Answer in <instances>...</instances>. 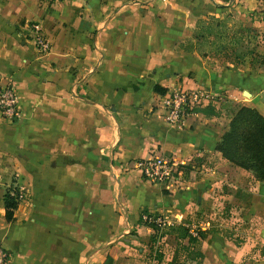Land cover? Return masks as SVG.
Masks as SVG:
<instances>
[{
    "label": "crops",
    "instance_id": "crops-1",
    "mask_svg": "<svg viewBox=\"0 0 264 264\" xmlns=\"http://www.w3.org/2000/svg\"><path fill=\"white\" fill-rule=\"evenodd\" d=\"M197 18L218 38L237 25L226 40L238 57L182 48ZM33 21L49 43L44 53L30 38ZM263 43L264 0H0V76L13 82L20 109L14 120L0 118V161L25 196L7 221L4 172L8 264H82L86 256L103 264L106 254L111 264H264V181L214 149L238 106L264 114V63L248 57ZM199 85L217 94L214 113L167 122L159 94ZM159 153L213 168L158 184L135 163ZM213 197L221 215L202 222ZM139 212L167 222L154 230ZM176 226L205 233L178 246Z\"/></svg>",
    "mask_w": 264,
    "mask_h": 264
},
{
    "label": "built area",
    "instance_id": "built-area-1",
    "mask_svg": "<svg viewBox=\"0 0 264 264\" xmlns=\"http://www.w3.org/2000/svg\"><path fill=\"white\" fill-rule=\"evenodd\" d=\"M30 38L37 51L44 53L49 49V43L42 34L38 22L28 24ZM217 94L212 89L199 85L194 88L173 87L158 96V106L162 110L164 119L169 123L182 124L187 115L194 112V107L203 104H212ZM20 112L17 93L10 78L0 76V118L14 120ZM140 173L152 182L169 185L178 182L183 174V163H179L159 153L147 158L138 159L135 163ZM16 186V185H15ZM17 187L16 198L18 202L25 196L21 187ZM141 218L161 228L166 224V219L161 214L143 212ZM193 233V232H191ZM9 251L0 243V264H8Z\"/></svg>",
    "mask_w": 264,
    "mask_h": 264
},
{
    "label": "trees",
    "instance_id": "trees-1",
    "mask_svg": "<svg viewBox=\"0 0 264 264\" xmlns=\"http://www.w3.org/2000/svg\"><path fill=\"white\" fill-rule=\"evenodd\" d=\"M198 21L202 22V19ZM204 28L207 32L215 33L213 29L207 26ZM180 46L184 49H197L191 43L188 46L180 43ZM198 53L202 56V52ZM256 57V62L264 63V43L262 51L256 54ZM193 110L194 112H201L205 115L214 113L213 105L210 103L196 106ZM214 149L219 151L221 156L227 161L243 169L250 170L256 180L264 181V114L259 113L251 106H238L230 116L227 128L222 132L219 140L216 141ZM16 192L17 187L9 184L2 193L4 218L7 221L12 220L13 210L18 203ZM137 221L144 222L154 230H158L153 223L144 221L141 218L140 212ZM171 229L174 232V236L180 239L177 243L178 246H183V239L188 243L196 242L197 238L202 237L205 233L203 230H200V232L197 230L195 235H191L184 226L171 227ZM102 263L111 264V257L106 254Z\"/></svg>",
    "mask_w": 264,
    "mask_h": 264
},
{
    "label": "rangeland",
    "instance_id": "rangeland-1",
    "mask_svg": "<svg viewBox=\"0 0 264 264\" xmlns=\"http://www.w3.org/2000/svg\"><path fill=\"white\" fill-rule=\"evenodd\" d=\"M201 19L202 18H197L193 21V23H192V32L193 33L190 36V38H192V39H190L188 37V38L183 40L182 44H185L188 46L191 43V45H193L194 47H197L198 50L196 48L195 49L198 52H202V49H207L209 56L214 53L212 51L213 49L219 48V50H221V51L217 52L218 53L217 57H223V58H229V59L231 57L237 58L238 54H236L234 52H229L230 51V44L228 43V41L226 39L229 36L228 31L230 32L231 30L238 29V26L237 25L235 26L234 24L231 26L227 25L222 36L218 38L216 35H213L212 33L211 34L207 33V31L204 29L202 32V22L198 21ZM198 30H199V32H198ZM226 32H227V35H226ZM198 34H200V35H198ZM223 36H225V37H223ZM256 54H258V53L254 52V54H250L248 56L251 59L250 61L256 62V58H257ZM195 166H196V164H194V166H191L190 164H186V165L182 166L183 167V174L181 177L187 176L188 174L191 173L190 171H193V174L196 175L197 173H200L201 169H202V173H204V172L211 171L213 168V166L209 163V161H206V163L202 161V166H199L198 168H195ZM4 172H5V175H4L5 177L3 179H6V183L8 182L9 184H12L15 186L16 183H12V181H14L15 179H14V174H13L11 168L8 167L7 165L3 164V161H0V177ZM141 176L143 178H145L142 174H141ZM9 184L7 186H9ZM215 188H217V187H215ZM216 201H218V200L213 197L211 199V203L209 205L210 211H208V210H207V212L202 211V217L200 218L202 220V222L205 220H210L211 222H216V220L219 219L218 216L221 215V213H220L221 212V205H220V203H217ZM192 220H194V217L192 219H188L189 222H191ZM195 228H197V230H199V232H200L201 229L198 226H196ZM197 230L193 229L194 232H196ZM179 250L181 251L182 254H187V252H185L184 249L180 248ZM191 254L193 255V253H191Z\"/></svg>",
    "mask_w": 264,
    "mask_h": 264
},
{
    "label": "water",
    "instance_id": "water-1",
    "mask_svg": "<svg viewBox=\"0 0 264 264\" xmlns=\"http://www.w3.org/2000/svg\"><path fill=\"white\" fill-rule=\"evenodd\" d=\"M107 18H108V17H106L105 20H103V21L101 22V24H100L101 26L104 24V22L107 20ZM89 101H90V103H92V104H94V105H96V106H99L101 109L107 111V109H106L104 106H102L101 104H99L98 102H96V101H92V100H89ZM111 165H112V164H111V160H110V166H111ZM113 177H114V180H115V182H116V187H117L116 201H117V203L120 205V201H119V181H118V178H117V176H116L115 174H113ZM116 237H117V236H114V237L111 238L110 240L106 241L104 245H102V246L96 248L95 251H97V250H99L101 247H103V246H105V245L111 243L112 241H114V240L116 239ZM87 258H88V256L85 257V259H84V261H83L82 264H86Z\"/></svg>",
    "mask_w": 264,
    "mask_h": 264
}]
</instances>
